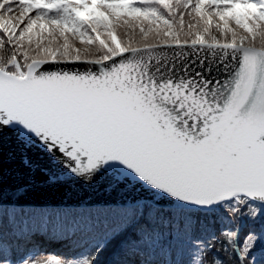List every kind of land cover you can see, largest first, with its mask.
Returning <instances> with one entry per match:
<instances>
[{"label": "snow or ice", "instance_id": "1", "mask_svg": "<svg viewBox=\"0 0 264 264\" xmlns=\"http://www.w3.org/2000/svg\"><path fill=\"white\" fill-rule=\"evenodd\" d=\"M8 133L49 184L133 193L73 221L82 260L43 264L109 251L111 264H225L220 251L264 264V0H0V142ZM4 196L0 174V264H13Z\"/></svg>", "mask_w": 264, "mask_h": 264}, {"label": "water", "instance_id": "2", "mask_svg": "<svg viewBox=\"0 0 264 264\" xmlns=\"http://www.w3.org/2000/svg\"><path fill=\"white\" fill-rule=\"evenodd\" d=\"M24 154L22 145H19L14 136L8 133L0 142V174L3 178L4 200L6 206L16 207H106L123 204L133 193L121 191H106V181L97 178L92 184H85L79 179L69 177L57 184L47 183V177L40 173H30L21 164ZM35 163L41 167H49L54 172H63L58 165H51L48 160L37 159L31 150L27 153ZM31 187L28 192L14 199L11 190L22 184Z\"/></svg>", "mask_w": 264, "mask_h": 264}, {"label": "rangeland", "instance_id": "3", "mask_svg": "<svg viewBox=\"0 0 264 264\" xmlns=\"http://www.w3.org/2000/svg\"><path fill=\"white\" fill-rule=\"evenodd\" d=\"M9 212H14L17 220L19 221L17 227V233L21 234L23 229H27L30 231L28 236L20 239H9L5 241L3 246V255L6 256L13 264H22L23 260H29L30 264H43L44 261L51 258H59L65 261H79L84 258L86 254V250L83 249V245L81 243V237L79 233H75L74 238H70L67 234L71 231L72 227V216L73 218L78 219L80 214H66V211L62 210V208H53L47 211H35L30 214H17L15 210H3L4 220L7 222V215ZM27 215H29L27 218ZM69 216V217H68ZM71 223V226H70ZM47 234V238H64L67 240L61 241V245L57 246L56 244L50 250L41 248H33L32 246L25 245V239L28 240L34 234ZM243 231L241 232L240 238L242 236ZM50 235V236H49ZM77 235V237H75ZM244 237L246 234H243ZM23 236V234H22ZM243 237V238H244ZM28 238V239H27ZM22 239V240H21ZM24 240V242H23ZM59 240V239H58ZM14 242V243H13ZM242 245V241L240 242V247ZM85 251V252H84ZM108 252H105L101 259L100 264H111V260L107 258ZM165 259H183L187 260L189 257L182 256L177 257L176 254L169 255Z\"/></svg>", "mask_w": 264, "mask_h": 264}, {"label": "bare ground", "instance_id": "4", "mask_svg": "<svg viewBox=\"0 0 264 264\" xmlns=\"http://www.w3.org/2000/svg\"><path fill=\"white\" fill-rule=\"evenodd\" d=\"M31 210H39V208H30ZM4 211L6 210H11L9 207H5L3 209ZM13 210V209H12ZM24 232H22L21 234H18V238L17 239H20L19 237L23 238L25 236H28L30 231H27V229H23ZM23 234V236H22ZM50 236V235H49ZM47 234H41L40 232L38 234H34L32 237H30V239L26 240L25 239V245H24V248H26V246H32L34 249L37 247V248H42L43 249H46V250H50L52 249V247L56 244L57 246L61 245V241L63 242V240H66L64 238L60 239V238H47ZM59 239V240H58ZM22 240V239H21ZM24 242V240H23ZM67 242V240H66ZM14 243V242H13Z\"/></svg>", "mask_w": 264, "mask_h": 264}, {"label": "trees", "instance_id": "5", "mask_svg": "<svg viewBox=\"0 0 264 264\" xmlns=\"http://www.w3.org/2000/svg\"><path fill=\"white\" fill-rule=\"evenodd\" d=\"M26 213H27V212H26ZM74 220H76V218H73V216H72V221H74ZM215 227H216L217 234H219L220 226H219V225H216ZM242 231H243V233H242L241 238H240L241 233H240V235H239L240 242L242 241V245H241V247L243 246V239L245 238L243 234H244V233L247 234V229H246V228H245V229H242ZM242 231H241V232H242ZM74 235H75V232H73V231H70V232L68 233V236H69V237L71 236L70 238H74ZM75 237H77V235H76ZM243 237H244V238H243ZM262 243H264V242H262ZM217 248H220V245H219V244L217 245ZM83 249H85V246L83 247ZM85 250H86V249H85ZM84 252H85V251H84ZM108 253H111V251H109ZM172 254H174V253H172ZM172 254H171V255H172ZM192 254H193V256L195 255V250H194V249L192 250ZM110 256L112 257V253L110 254ZM185 256H187V255H185ZM111 257H110V258H111ZM187 257H188V256H187ZM217 258L220 259V260H222V261H224L225 264H227L228 259H229L228 255H226L223 251L218 252V254H217ZM255 258H256L257 260H259V259H261V258H264V247H259V246L257 247V250H256V252H255ZM208 259H209V260L212 259L211 254H209Z\"/></svg>", "mask_w": 264, "mask_h": 264}]
</instances>
